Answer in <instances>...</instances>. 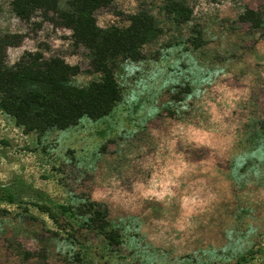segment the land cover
<instances>
[{"label": "rangeland", "instance_id": "obj_1", "mask_svg": "<svg viewBox=\"0 0 264 264\" xmlns=\"http://www.w3.org/2000/svg\"><path fill=\"white\" fill-rule=\"evenodd\" d=\"M166 1L95 13L101 29L139 12L158 27L139 60H115L121 100L108 116L38 134L0 110V264H235L250 251L242 264H264V0H180L183 23ZM13 2L0 0V33L20 40L8 65L40 53L79 65L78 86L97 79L71 31L51 14L20 19ZM87 198L105 205L122 247L67 234L64 217L57 228L34 206Z\"/></svg>", "mask_w": 264, "mask_h": 264}, {"label": "trees", "instance_id": "obj_2", "mask_svg": "<svg viewBox=\"0 0 264 264\" xmlns=\"http://www.w3.org/2000/svg\"><path fill=\"white\" fill-rule=\"evenodd\" d=\"M114 1L14 0L18 18L29 19L36 12L45 17L51 14L55 20H49L71 31L74 46L82 47L88 54V74L97 76L85 86H78L74 78L81 73L79 65L71 66L58 56L44 57L40 53H24L10 66L6 62L7 50L19 46L20 40L0 33V110L17 127L38 134L51 129L66 130L82 118L97 121L108 116L119 103L121 91L113 73L115 60L118 57L139 60L140 49L158 32V27L150 13L139 12L127 19L129 25L124 29H101L95 13L111 8ZM165 10L178 23L185 22L191 14L180 0L166 1ZM256 18L255 13L246 12L241 20L252 23ZM34 206L57 228L60 216L64 217L65 233L82 231L98 237L110 249L123 246L121 229L108 219V210L102 203L87 198L78 206L57 205L55 209ZM254 255L255 251H250L235 264L245 263Z\"/></svg>", "mask_w": 264, "mask_h": 264}]
</instances>
